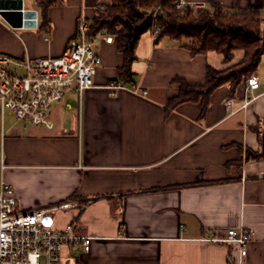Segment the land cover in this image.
Returning <instances> with one entry per match:
<instances>
[{"label": "crops", "instance_id": "crops-1", "mask_svg": "<svg viewBox=\"0 0 264 264\" xmlns=\"http://www.w3.org/2000/svg\"><path fill=\"white\" fill-rule=\"evenodd\" d=\"M44 1L23 0L37 10L35 27H13L0 15V53L58 57L79 19H92L109 2L58 0L41 29ZM183 1L264 11V0ZM106 35L96 84L55 102L53 127L0 110V181L14 188L22 209H51L56 227L70 223L92 238L89 250L65 247L62 264H238L237 247L224 238L240 227L253 230L243 264H264V52L258 89L246 92L245 82L233 92L227 83L206 109L200 100L172 106L179 79L203 83L207 66L221 68L223 55H194L186 40L156 42L149 30L131 64L134 81L126 83L124 55L116 36ZM112 81L126 87L113 93L106 87Z\"/></svg>", "mask_w": 264, "mask_h": 264}, {"label": "built area", "instance_id": "built-area-1", "mask_svg": "<svg viewBox=\"0 0 264 264\" xmlns=\"http://www.w3.org/2000/svg\"><path fill=\"white\" fill-rule=\"evenodd\" d=\"M176 7L186 5L183 0H174ZM192 6L204 7L205 4ZM89 20L81 17L76 36L66 45L58 57L18 58L0 53V110L11 111L18 120L34 125L53 127L50 109L70 91L82 93L94 86L95 76L102 64L98 50L99 40L89 35ZM159 26L153 25L157 36ZM109 38L112 39V35ZM113 93L126 87L122 81L106 85ZM260 87L259 76L254 72L247 81L245 90L250 92ZM137 93L147 91L136 84L130 87ZM251 98L247 97L242 106ZM230 107L233 98L226 101ZM63 206H67L64 204ZM253 230L230 228L224 240L234 244L239 252L238 264H243L248 254ZM92 238L76 233L73 224L58 228L54 224L51 209H22L15 190L4 179L0 181V264H62L63 253L68 245L90 249Z\"/></svg>", "mask_w": 264, "mask_h": 264}, {"label": "trees", "instance_id": "trees-1", "mask_svg": "<svg viewBox=\"0 0 264 264\" xmlns=\"http://www.w3.org/2000/svg\"><path fill=\"white\" fill-rule=\"evenodd\" d=\"M57 1L45 0L41 4L44 10L41 29H46L47 9ZM172 1L112 0L111 4L104 6L103 12L89 20V35L92 38L102 33L116 36L118 49L124 55L123 66L119 69L120 79L126 83L134 81L131 64L137 57L138 41L154 24L160 28L156 42L164 37L186 40L184 45L192 54L216 51L223 55L224 64L232 62L236 50H243V57L234 65L227 68L208 65L203 83L194 84L179 79V92L170 99V105L200 100L206 109L210 96L217 87L228 83L234 92L239 85L247 83L249 76L257 70L264 52V13L255 8L228 11L220 3H212L196 10L186 4L181 10H177ZM262 139L264 147V119ZM247 154L254 157L262 155L250 149Z\"/></svg>", "mask_w": 264, "mask_h": 264}, {"label": "water", "instance_id": "water-1", "mask_svg": "<svg viewBox=\"0 0 264 264\" xmlns=\"http://www.w3.org/2000/svg\"><path fill=\"white\" fill-rule=\"evenodd\" d=\"M0 15L13 27L37 25V10L25 9L23 0H0Z\"/></svg>", "mask_w": 264, "mask_h": 264}, {"label": "rangeland", "instance_id": "rangeland-1", "mask_svg": "<svg viewBox=\"0 0 264 264\" xmlns=\"http://www.w3.org/2000/svg\"><path fill=\"white\" fill-rule=\"evenodd\" d=\"M112 3V0H109V2L108 3H104V4H101L100 5V7H98V9H97V12L95 13V15L97 14V13H99V12H103L104 11V6L105 5H108V4H111ZM172 4L173 5H175V7H176V4H175V2H174V0L172 1ZM191 7H193L195 10L196 9H198L199 7H196V6H192L191 5ZM183 7H181V8H178V7H176V9L177 10H181ZM156 10H158V8H156ZM264 13V11L262 12V14ZM94 15V16H95ZM155 16H156V11H155V13L153 14V18L155 19ZM88 20H90V19H88ZM156 25V24H155ZM103 34V33H102ZM106 34V33H105ZM101 39V35H98L97 36V40H100ZM235 57H234V59L232 60V62H230L229 64H223V66L221 67V68H227V67H229V66H231V65H234V64H236L237 62H239L240 60L239 59H241L242 57H243V55H244V51L243 50H236L235 51Z\"/></svg>", "mask_w": 264, "mask_h": 264}]
</instances>
